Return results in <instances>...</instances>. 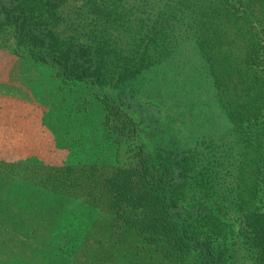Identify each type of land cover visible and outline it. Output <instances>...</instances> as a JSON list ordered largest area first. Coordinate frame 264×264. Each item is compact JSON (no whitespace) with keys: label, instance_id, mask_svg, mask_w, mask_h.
<instances>
[{"label":"trees","instance_id":"1","mask_svg":"<svg viewBox=\"0 0 264 264\" xmlns=\"http://www.w3.org/2000/svg\"><path fill=\"white\" fill-rule=\"evenodd\" d=\"M0 47L53 70L54 145L112 153L20 174L85 205L55 212L74 255L264 264V0H0Z\"/></svg>","mask_w":264,"mask_h":264},{"label":"rangeland","instance_id":"2","mask_svg":"<svg viewBox=\"0 0 264 264\" xmlns=\"http://www.w3.org/2000/svg\"><path fill=\"white\" fill-rule=\"evenodd\" d=\"M25 63L27 68L21 69L17 75H4L7 70H0V264H71L70 260L74 257L76 264L86 263V258L109 259L104 264H131V254L122 246L117 250L86 248L84 245L95 236L98 240L102 239V233L94 229L79 237L74 248L83 250L74 255L73 241L67 240L68 235L71 237L76 232L71 227L73 220L68 221L55 212L67 205L66 213L70 215V210L75 212L78 207L85 211V205H80L82 201L63 199V195L45 190L20 176L27 163L105 160L112 154L108 149L102 150L107 142L97 146V152L93 149L91 152L92 145L90 148L79 145L69 147L67 143L65 146L52 143L48 137L56 112L50 104L59 102L57 97L62 95L61 90L58 88L55 91L53 87L56 82L52 69L44 70L48 67ZM161 80L162 85L167 86L162 87L164 91L173 88L177 93V87L171 82ZM165 100L168 102V97ZM77 122L72 128L74 134L86 137L89 124L84 122V125H79ZM94 152L97 156H92ZM95 221L100 222L93 220V227Z\"/></svg>","mask_w":264,"mask_h":264},{"label":"crops","instance_id":"3","mask_svg":"<svg viewBox=\"0 0 264 264\" xmlns=\"http://www.w3.org/2000/svg\"><path fill=\"white\" fill-rule=\"evenodd\" d=\"M25 62H29V61L18 56L17 54L12 53L11 51L7 49L0 47V70L2 72L4 70H7V72H3L4 75L10 74V73L15 74V75L19 74L21 69L25 67L27 68L28 64ZM1 71H0V77H2Z\"/></svg>","mask_w":264,"mask_h":264}]
</instances>
